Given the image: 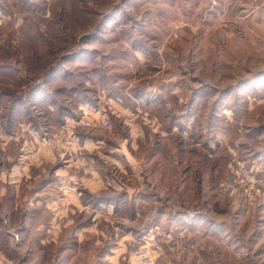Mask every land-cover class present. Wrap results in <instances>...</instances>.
I'll return each mask as SVG.
<instances>
[{
    "label": "rangeland",
    "instance_id": "obj_1",
    "mask_svg": "<svg viewBox=\"0 0 264 264\" xmlns=\"http://www.w3.org/2000/svg\"><path fill=\"white\" fill-rule=\"evenodd\" d=\"M16 126L54 156L0 201V264H131L155 232L154 264H264V199L232 194L238 164L264 182V0H0V127ZM122 183L162 211L106 214L99 185Z\"/></svg>",
    "mask_w": 264,
    "mask_h": 264
},
{
    "label": "crops",
    "instance_id": "obj_2",
    "mask_svg": "<svg viewBox=\"0 0 264 264\" xmlns=\"http://www.w3.org/2000/svg\"><path fill=\"white\" fill-rule=\"evenodd\" d=\"M7 70L13 71V74H11L12 77L14 75L18 77V74L21 75V77L24 78V83H22L23 86L25 85V87H27L30 83H32V79L28 78V75L25 74L22 69H19V72L12 68H8ZM56 72L57 71H53L50 76L56 75ZM34 87L36 88L34 89V94L37 95L38 93L36 91L40 90H38V85L36 86L35 83ZM40 94L47 95L45 96V104L50 109V111L53 112L51 115L54 117L53 115L55 112L56 103L55 99L53 98V92L41 91ZM107 99L108 100L105 101L106 103L109 101H118V98L115 100L113 98ZM102 101H104V99ZM82 104L85 103L83 102ZM12 114V111L7 112L8 123L12 121V118L14 117ZM104 115L109 117L108 113H105ZM4 130V128L0 127V159L3 160L0 162L3 164V167L0 170V201L4 200V198L7 199L8 186H10V188H14L17 192L19 190H23L24 186H27V188L31 189V184L37 183L39 181L38 179L44 175V166H47L49 161L50 163H53L50 159L49 161H45V151L47 152L46 160L49 158V156L54 154L53 145L42 142L37 136L38 132L33 128L28 126H16L15 128L7 127V134L4 133ZM2 136H4V138H2ZM122 186L123 187L121 188L126 189L122 192H117L116 190L112 191V193H114L113 195L105 190V188H107L106 186H103L104 188H102V185H99V189L101 190L100 192L108 196L106 199L101 200L98 205V207L101 209L105 207L106 214L110 213L111 211L115 212V214H118V212H121V208L127 207V205L131 207V211L127 212V210H125L123 213L132 214L137 217L147 213H153L156 215L157 211H162L161 206H159L160 201L156 200V196H153L151 192L148 195H144L142 193L143 191H141L142 188L128 186L123 183ZM29 193L30 194L28 196H32L33 198L38 197V195H42V192L39 194L40 192L38 193L37 189L33 193L34 196L30 191ZM123 199H126V201H122ZM127 242L128 241L124 242V245H127ZM120 256V258H122V255Z\"/></svg>",
    "mask_w": 264,
    "mask_h": 264
},
{
    "label": "built area",
    "instance_id": "obj_3",
    "mask_svg": "<svg viewBox=\"0 0 264 264\" xmlns=\"http://www.w3.org/2000/svg\"><path fill=\"white\" fill-rule=\"evenodd\" d=\"M99 124L109 129L111 127V120L107 117H102L95 120L90 115L84 114L80 123L85 127H95ZM232 187V194L241 200L242 203L255 204L264 199V182L257 179L255 175L243 164H238V171L236 179ZM174 243L177 240L174 238ZM160 243L159 233L155 232L144 237V245L132 252L130 256L131 264H154L155 250L158 249Z\"/></svg>",
    "mask_w": 264,
    "mask_h": 264
}]
</instances>
